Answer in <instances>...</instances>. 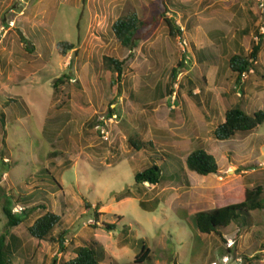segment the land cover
<instances>
[{
	"label": "rangeland",
	"instance_id": "rangeland-1",
	"mask_svg": "<svg viewBox=\"0 0 264 264\" xmlns=\"http://www.w3.org/2000/svg\"><path fill=\"white\" fill-rule=\"evenodd\" d=\"M263 2L0 0V235L8 200L13 212L25 208L23 216L46 206L68 226L64 248L32 237L28 227L45 212L35 209L8 232L13 264L69 260L83 239L104 249L103 264L133 262L141 239L151 248L145 264H242L245 257L264 264V212L242 233L232 224L224 239L200 233L193 221L239 203L246 187L264 189V123L244 138L214 137L227 107L264 110V42L241 85L229 67L231 55L249 53L257 30L264 32ZM131 13L144 27L128 49L111 27ZM166 19L183 35L173 37ZM61 42L74 48L62 54ZM106 55L125 62L120 78L103 68ZM198 148L216 157L219 173L186 167ZM150 156L160 159L162 181L136 187L134 174ZM127 191L132 197L122 198Z\"/></svg>",
	"mask_w": 264,
	"mask_h": 264
},
{
	"label": "trees",
	"instance_id": "trees-1",
	"mask_svg": "<svg viewBox=\"0 0 264 264\" xmlns=\"http://www.w3.org/2000/svg\"><path fill=\"white\" fill-rule=\"evenodd\" d=\"M170 34L173 37L183 35L181 27L176 24L174 19H166ZM144 27V22L140 19L137 13H131L126 17L118 19L111 27L116 39L126 48L132 49L137 44V34ZM258 41L252 45L249 53L233 54L229 59V67L232 72L237 74L236 84L241 85V79L245 73H248L259 61V54L263 47L264 33L257 30ZM59 46L60 51L64 54L67 50H71L72 44L68 42H61ZM102 65L105 70L112 71L118 74L120 78L125 71V62L112 56H104L102 58ZM182 63H180V67ZM173 78L178 75V69L174 68L172 71ZM65 78L59 77L54 82L55 91H58V85L64 84ZM169 95L172 96V88L169 90ZM11 102L16 103V100ZM20 105V104H19ZM6 114L0 113V130L2 134L6 133ZM264 123V110L256 109L252 112H247L239 106H229L225 110V119L214 130V137L217 140H230L234 138H244L251 134L255 129ZM130 143L139 152H145L148 145L136 138H130ZM159 158H150L144 162L142 169L137 170L134 174L136 187H145L146 184L157 186L162 181L163 169L158 163ZM186 167L200 175L207 176L217 174L220 171V166L216 157L207 152L203 148H198L189 154L186 158ZM179 172V171H178ZM52 180L62 188L61 181L56 176L52 175ZM126 197H132V193L127 191L124 193ZM241 201L236 204L227 205L214 209L212 211H201L194 215L193 221L196 229L206 235H216L224 239L223 231L229 228L232 224H236L238 233H242L245 229L250 228L254 224V214L264 212V189L261 186L256 188L246 187L239 195ZM86 206L90 207L88 204ZM140 206L144 210L151 211L146 202L140 201ZM43 209L33 223L28 227L32 237L38 240H45L52 244H59L64 248L66 236L68 233V226L66 224L64 215L58 214L53 210H48L47 207L38 205L30 208L28 215L23 216L27 211L13 212L12 202L7 201L3 207V212L7 218L6 232L0 235V264H13L16 256L17 247L8 241V232L19 227L24 223L25 218L35 213V209ZM98 208V205L97 207ZM19 215H18V214ZM96 218L99 213L95 211ZM115 227V225H110ZM59 231L55 234V231ZM228 253L233 254V249L228 248ZM76 256L69 260L58 261L54 259L52 264H103L105 261V251L96 242L82 240V243L75 248ZM151 261V248L147 240L141 239V250L137 253L133 262L128 264H145ZM246 261V262H245ZM252 264L253 259L245 257L243 263Z\"/></svg>",
	"mask_w": 264,
	"mask_h": 264
},
{
	"label": "built area",
	"instance_id": "built-area-1",
	"mask_svg": "<svg viewBox=\"0 0 264 264\" xmlns=\"http://www.w3.org/2000/svg\"><path fill=\"white\" fill-rule=\"evenodd\" d=\"M261 6L264 8V2L262 3ZM262 33H264V32H262ZM246 74L247 73H245L243 76H245ZM14 210H15V212H23L25 210V208L23 206H17ZM229 260H230L229 257H226L224 259L225 263H227ZM240 261H241V259H240Z\"/></svg>",
	"mask_w": 264,
	"mask_h": 264
}]
</instances>
